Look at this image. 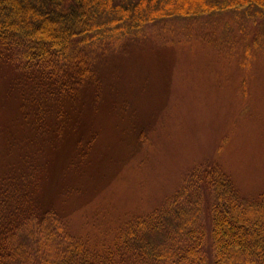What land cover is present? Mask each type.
<instances>
[{"label": "trees", "instance_id": "16d2710c", "mask_svg": "<svg viewBox=\"0 0 264 264\" xmlns=\"http://www.w3.org/2000/svg\"><path fill=\"white\" fill-rule=\"evenodd\" d=\"M223 11L260 18L252 44L264 48V0H0V73L9 74L0 87V264H264V188L246 194L217 161L189 168L147 211L113 223L95 214L147 137L141 127L133 141L127 125L158 110L127 70L111 103L104 57L142 39L148 24L196 22L206 33ZM104 109L125 142L99 157Z\"/></svg>", "mask_w": 264, "mask_h": 264}, {"label": "rangeland", "instance_id": "374dc122", "mask_svg": "<svg viewBox=\"0 0 264 264\" xmlns=\"http://www.w3.org/2000/svg\"><path fill=\"white\" fill-rule=\"evenodd\" d=\"M220 16L215 30L206 33L196 22L189 27L175 19L154 24L165 32L148 24L142 39L125 40L120 50L104 57V92L111 103L120 94L111 84L127 70L135 79L132 89L140 98L152 95V109L158 110L148 121L142 117L127 125L133 141L141 127L147 137L99 194L95 214L103 222L113 223L158 205L189 168L206 160L220 163L248 195L264 188V48L252 44L262 22L229 12ZM162 68L163 77L156 74ZM8 75L0 73L2 90ZM141 112L134 116L141 117ZM102 113L100 138L93 149L99 157L104 152L120 153L125 142L117 139L114 115L108 109ZM133 141L128 148H133ZM121 160L122 156L120 165ZM76 216L73 223L78 231L83 220Z\"/></svg>", "mask_w": 264, "mask_h": 264}]
</instances>
